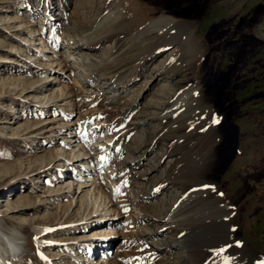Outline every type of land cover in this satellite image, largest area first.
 Returning <instances> with one entry per match:
<instances>
[{
	"label": "rangeland",
	"instance_id": "1",
	"mask_svg": "<svg viewBox=\"0 0 264 264\" xmlns=\"http://www.w3.org/2000/svg\"><path fill=\"white\" fill-rule=\"evenodd\" d=\"M89 3L0 0L5 228L44 230L52 264H170L138 218L171 240L177 215L189 264H264V0L232 18L218 0ZM115 3L118 27L83 52L106 68L73 67L57 36Z\"/></svg>",
	"mask_w": 264,
	"mask_h": 264
},
{
	"label": "bare ground",
	"instance_id": "2",
	"mask_svg": "<svg viewBox=\"0 0 264 264\" xmlns=\"http://www.w3.org/2000/svg\"><path fill=\"white\" fill-rule=\"evenodd\" d=\"M115 1L117 3V0ZM89 2H91V0H84L85 5L90 4ZM116 3L104 16L95 18V20H90L88 18L86 19L82 16L78 17L77 19L74 18V24H77L76 26L78 29H81L80 32L77 30L76 33L72 34L68 31L57 36L58 40L56 43L64 42L66 44V48L69 50L68 60L73 61V67L76 66V68H79L83 64L86 67H93L97 70H104L106 68L107 62L95 57L96 59L100 60L97 62L96 59L94 60L92 58L93 55H88L87 53L85 54L83 52H85L93 40L107 35L113 29L118 27L116 23L120 19L123 10L119 9ZM5 61L8 60L0 56V64L4 63ZM101 76L102 75H98V77H95L90 75V77H86V81L90 83V85L98 87L101 83ZM48 102L49 101L47 100L46 103ZM145 123L146 122L144 121L143 124ZM102 147L103 145H99V149ZM98 155L100 161L103 162L106 160V156H104L105 154L99 153ZM134 161H132L131 164L137 165V162ZM90 179L87 181L88 183L84 185V187H93L95 185L96 181ZM89 182L92 183L90 184ZM88 184L90 185L88 186ZM81 186H83V184L78 185V189H80ZM151 195V191H143L142 193L138 192L136 199L139 196H147V198L150 199ZM108 210L109 209H107L106 213H108ZM95 213H99V210ZM179 215L180 214H178V216ZM9 218L11 219V217ZM177 218V215H174L168 217L167 222L165 220L163 226H167L169 229H172L174 234L172 235L171 240H161V230L159 228H155L153 230L151 227L153 224H157L158 226L162 224L159 223V218L156 219L147 213L144 215V217L139 216L138 219L141 226L139 230L140 239L145 240L148 245L154 248V251L166 253L170 257V264H189L187 255L189 256L191 253L190 237L187 230L185 231L179 228L180 225L177 223ZM5 220L6 219L4 218H0V264H52L43 256V249L47 246L44 243V230L38 228L33 230L30 235L21 237L23 234L22 228L25 227V224L20 223L15 228V231H9L3 224ZM144 224L146 225L143 226ZM107 262H109V260L103 259L104 264Z\"/></svg>",
	"mask_w": 264,
	"mask_h": 264
},
{
	"label": "crops",
	"instance_id": "3",
	"mask_svg": "<svg viewBox=\"0 0 264 264\" xmlns=\"http://www.w3.org/2000/svg\"><path fill=\"white\" fill-rule=\"evenodd\" d=\"M209 2L211 0H208ZM219 1V8L218 9H224L225 11L223 12V15L225 16L224 18H232L235 16L238 12H241V8L247 6L248 0H218ZM198 6V2L195 1L194 7ZM217 13V11H216ZM215 14V12H214ZM198 23L197 20L193 21Z\"/></svg>",
	"mask_w": 264,
	"mask_h": 264
},
{
	"label": "snow or ice",
	"instance_id": "4",
	"mask_svg": "<svg viewBox=\"0 0 264 264\" xmlns=\"http://www.w3.org/2000/svg\"><path fill=\"white\" fill-rule=\"evenodd\" d=\"M102 159H103V157H102Z\"/></svg>",
	"mask_w": 264,
	"mask_h": 264
}]
</instances>
